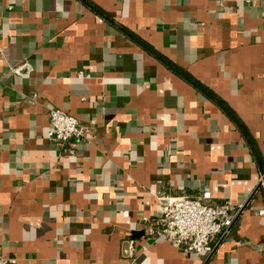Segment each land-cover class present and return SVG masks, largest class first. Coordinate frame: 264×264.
I'll return each instance as SVG.
<instances>
[{"label":"crops","instance_id":"crops-1","mask_svg":"<svg viewBox=\"0 0 264 264\" xmlns=\"http://www.w3.org/2000/svg\"><path fill=\"white\" fill-rule=\"evenodd\" d=\"M49 109L86 136L50 141ZM262 177L264 0H0L9 264H264ZM204 192L244 206L212 253L147 240Z\"/></svg>","mask_w":264,"mask_h":264},{"label":"built area","instance_id":"built-area-1","mask_svg":"<svg viewBox=\"0 0 264 264\" xmlns=\"http://www.w3.org/2000/svg\"><path fill=\"white\" fill-rule=\"evenodd\" d=\"M21 69L19 67L15 72L20 73ZM79 76L82 77V74ZM49 121L48 138L61 147L83 139L88 131L77 118L60 109H49ZM259 189L264 191V177L259 181ZM211 197V192H204L197 198L162 196L161 215L144 226L147 240L167 242L184 252L201 254L209 249V254L212 253L215 241L229 235L244 206L235 208L229 203L225 206L213 205L208 203ZM259 215H264V208ZM129 249L132 256L136 251L133 242ZM0 264H9V260L0 255Z\"/></svg>","mask_w":264,"mask_h":264},{"label":"trees","instance_id":"trees-1","mask_svg":"<svg viewBox=\"0 0 264 264\" xmlns=\"http://www.w3.org/2000/svg\"><path fill=\"white\" fill-rule=\"evenodd\" d=\"M179 73H181L180 71H178ZM184 76H185V74H184ZM187 77V76H186ZM189 77H187V79H188Z\"/></svg>","mask_w":264,"mask_h":264}]
</instances>
